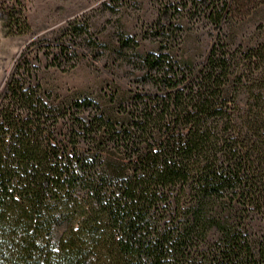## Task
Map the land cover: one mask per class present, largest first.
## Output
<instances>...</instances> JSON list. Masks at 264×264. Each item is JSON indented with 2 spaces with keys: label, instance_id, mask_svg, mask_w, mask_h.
<instances>
[{
  "label": "trees",
  "instance_id": "trees-1",
  "mask_svg": "<svg viewBox=\"0 0 264 264\" xmlns=\"http://www.w3.org/2000/svg\"><path fill=\"white\" fill-rule=\"evenodd\" d=\"M238 1L176 5L221 26ZM139 66L108 105L55 103L16 66L0 92V264H264V38Z\"/></svg>",
  "mask_w": 264,
  "mask_h": 264
},
{
  "label": "rangeland",
  "instance_id": "rangeland-1",
  "mask_svg": "<svg viewBox=\"0 0 264 264\" xmlns=\"http://www.w3.org/2000/svg\"><path fill=\"white\" fill-rule=\"evenodd\" d=\"M177 1L0 0V92L24 58L55 103L108 105L138 84L140 55L169 51L198 66L218 35L238 55L264 38V0H239L221 26ZM4 7L22 12L25 33L5 32Z\"/></svg>",
  "mask_w": 264,
  "mask_h": 264
}]
</instances>
